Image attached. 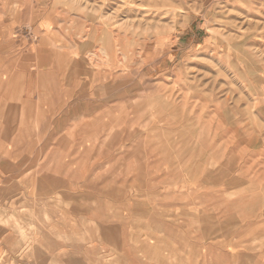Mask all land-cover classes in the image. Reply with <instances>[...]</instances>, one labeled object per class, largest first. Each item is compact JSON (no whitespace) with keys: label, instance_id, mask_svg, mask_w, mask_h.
<instances>
[{"label":"rangeland","instance_id":"obj_1","mask_svg":"<svg viewBox=\"0 0 264 264\" xmlns=\"http://www.w3.org/2000/svg\"><path fill=\"white\" fill-rule=\"evenodd\" d=\"M185 257L264 264V0H0V264Z\"/></svg>","mask_w":264,"mask_h":264},{"label":"crops","instance_id":"obj_2","mask_svg":"<svg viewBox=\"0 0 264 264\" xmlns=\"http://www.w3.org/2000/svg\"><path fill=\"white\" fill-rule=\"evenodd\" d=\"M41 24V23H40ZM40 26V25H39ZM67 163H69V162H67ZM70 164V163H69ZM55 175V176H54ZM59 176V177H58ZM61 179V177H60V174H56V173H53V177H52V180H57V181H59ZM54 182V181H53ZM113 214V213H112ZM115 216L117 217L118 216V213H115ZM94 217L95 218H97L98 220H94L93 221V224H95V226H98V227H100V226H102V227H104L105 225H104V221L103 220H101L102 219V217L100 216V215H98L97 213H96V211H95V215H94ZM110 227H112V228H117L118 226H110ZM108 228V227H107ZM101 248V247H100ZM122 251H123V254L122 255H126L127 254V252H129L127 249H122ZM132 251H133V249H132ZM69 254V256H71V254L70 253H68ZM80 257H82L83 255L82 254H80L79 255ZM130 256H134V253H130ZM188 258H186L185 257V260H184V262L182 263V264H191V263H189L188 262V260H187Z\"/></svg>","mask_w":264,"mask_h":264},{"label":"bare ground","instance_id":"obj_3","mask_svg":"<svg viewBox=\"0 0 264 264\" xmlns=\"http://www.w3.org/2000/svg\"><path fill=\"white\" fill-rule=\"evenodd\" d=\"M102 52V51H101ZM103 53V52H102Z\"/></svg>","mask_w":264,"mask_h":264}]
</instances>
